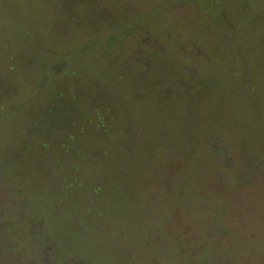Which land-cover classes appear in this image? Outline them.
Here are the masks:
<instances>
[{"label":"rangeland","instance_id":"1","mask_svg":"<svg viewBox=\"0 0 264 264\" xmlns=\"http://www.w3.org/2000/svg\"><path fill=\"white\" fill-rule=\"evenodd\" d=\"M0 264H264V0H0Z\"/></svg>","mask_w":264,"mask_h":264},{"label":"trees","instance_id":"2","mask_svg":"<svg viewBox=\"0 0 264 264\" xmlns=\"http://www.w3.org/2000/svg\"><path fill=\"white\" fill-rule=\"evenodd\" d=\"M215 152V151H214ZM223 156H224V154H223Z\"/></svg>","mask_w":264,"mask_h":264}]
</instances>
